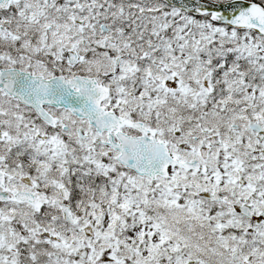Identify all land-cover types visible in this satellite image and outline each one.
Returning a JSON list of instances; mask_svg holds the SVG:
<instances>
[{
    "label": "snow or ice",
    "instance_id": "1",
    "mask_svg": "<svg viewBox=\"0 0 264 264\" xmlns=\"http://www.w3.org/2000/svg\"><path fill=\"white\" fill-rule=\"evenodd\" d=\"M0 264H264V0H0Z\"/></svg>",
    "mask_w": 264,
    "mask_h": 264
}]
</instances>
